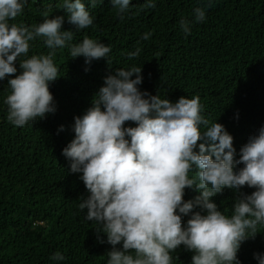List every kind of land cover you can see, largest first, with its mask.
Segmentation results:
<instances>
[{
    "label": "clouds",
    "instance_id": "clouds-1",
    "mask_svg": "<svg viewBox=\"0 0 264 264\" xmlns=\"http://www.w3.org/2000/svg\"><path fill=\"white\" fill-rule=\"evenodd\" d=\"M111 3L122 21L133 7L132 0ZM27 4L0 0V81L7 80V120L18 127L57 111L50 86L60 78L54 63L58 49L67 48L72 59L84 57L86 65L105 58L110 66V44L88 36L73 43L76 31L94 24L84 0H62L57 7L65 15L49 17L45 11L38 24L11 22ZM89 4L94 8L97 0ZM212 4L206 0L194 7V21L181 18L186 35L194 22L206 19ZM155 7L156 0L142 5ZM65 21L75 30H64ZM150 36L145 32L142 39ZM38 39L49 51L29 56ZM140 52L137 47L127 55L132 59ZM142 72L135 65L113 69L92 105L74 118V139L62 151L71 173L80 174L87 189L79 199L85 221L98 226L100 243L112 246L107 264H173L171 253L181 245L194 253L192 264H241L242 243L264 226V126L237 152L227 128L201 114L198 95L172 102L161 98L159 90L156 95L142 91ZM128 121L136 126H126ZM64 130L61 125L58 131ZM244 186L255 191L238 195L230 215L213 201L225 188L239 193ZM186 189L199 195L185 200ZM184 217H189L186 222ZM254 258L264 264V253ZM50 259L65 257L56 252Z\"/></svg>",
    "mask_w": 264,
    "mask_h": 264
},
{
    "label": "trees",
    "instance_id": "trees-1",
    "mask_svg": "<svg viewBox=\"0 0 264 264\" xmlns=\"http://www.w3.org/2000/svg\"><path fill=\"white\" fill-rule=\"evenodd\" d=\"M145 2L132 0L133 7L122 21L111 0H97L94 8L84 0L94 24L76 31L73 43L88 36L110 44L111 67L105 58L86 65L84 57L72 59L67 48L58 49L54 63L60 78L50 86L57 104L54 114L25 126L13 125L4 104L7 80L0 81V264H107L112 246L100 243L98 226L85 221L79 199L88 194L87 189L80 174L71 173L62 151L74 139V118L92 105L113 69L143 68L141 90L152 95L159 90L161 98L172 102L198 95L201 114L227 128L237 152L264 126V0H213L206 19L194 22L189 35L180 20L194 21L193 8L206 0H156L151 9L142 8ZM61 3L28 0L11 22L31 26L42 22L45 11L49 17L65 15L57 7ZM63 29L75 30L67 21ZM145 32L151 33L147 40L142 39ZM137 47L140 55L129 59L127 53ZM48 51L38 39L32 42L29 56ZM61 125L64 131H58ZM126 126L136 124L128 121ZM253 191L247 186L239 193L225 188L213 201L230 215L237 196ZM197 195L186 189L184 198ZM257 232L242 243L241 264H258L254 253H264V226L258 225ZM99 235L107 240L106 234ZM56 252L65 259L51 260ZM193 254L181 245L171 253L173 264H192Z\"/></svg>",
    "mask_w": 264,
    "mask_h": 264
}]
</instances>
